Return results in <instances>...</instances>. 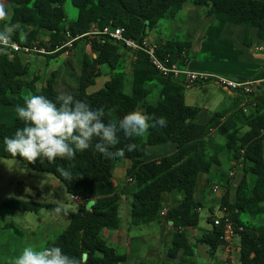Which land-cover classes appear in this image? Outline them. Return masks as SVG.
<instances>
[{
    "label": "trees",
    "instance_id": "obj_1",
    "mask_svg": "<svg viewBox=\"0 0 264 264\" xmlns=\"http://www.w3.org/2000/svg\"><path fill=\"white\" fill-rule=\"evenodd\" d=\"M15 5L11 24L16 25L12 39L21 45H29L38 32L31 31L26 40H21L22 33L29 27L40 28L49 33L50 48L64 44L68 38L66 31L78 41L89 37L93 24L100 28L112 23L113 26L125 28V36L133 39L149 37L150 31L162 19L174 18L188 0H70L78 9V18L68 25L65 30L66 13L64 4L67 0H6ZM195 5L208 9V14L214 16L219 25L211 29L208 39L204 43V51L212 60H238L237 53L229 42L214 41L225 24L228 22L243 24L258 30L260 40L264 42V0H194ZM101 44L95 45L98 53L95 60L85 58L79 79L78 93L75 99L82 100L93 109H104L105 122L119 120L127 113L138 110L140 104L149 98L152 91L160 86V98L156 104H148L141 112L164 117L165 127H150L147 138L126 137L123 132L118 133L119 143L112 151L123 148V158H106L94 150L97 142L88 150L77 152L73 160L57 158L54 163L38 159L29 163L23 158L12 157L5 151L4 138L12 137L23 122L16 115L17 104L23 105V92L32 90L38 80L25 83L24 78L29 68L22 62L20 54L13 58L0 55V163L3 159H17L23 166L38 173L54 175L63 183L67 192L78 197L83 204L72 215L68 228L51 244L58 246L68 254L83 258V264H124L125 255L118 254L114 248L108 247L101 238L104 229L120 227L119 195L111 199H98V193L113 184V168L115 162L128 159L132 165L126 171L127 178L133 182L126 185L122 193L131 194L132 223L136 226L146 225L159 219L163 209L161 195L164 192L177 190L184 194L175 207L168 210L166 219L171 221L175 233L169 257L175 259L179 252L191 255V248L185 231L199 224L200 205L194 202V193L198 175L209 173L213 166L219 165L218 151L208 152L211 128L225 136L226 146L235 154L239 148L245 149V158L252 166L250 171L256 176L254 188L245 196L238 195L233 206L237 213L249 215L258 214L264 210V93L260 96L258 110L248 118V132L241 136L236 115L228 117L226 112L217 113L207 126L194 122L198 109L185 104V85L177 81L162 78L151 66L146 56L136 53L132 73V91L127 94L125 87L127 79L125 73L119 69L121 62L118 45L108 37H100ZM190 45L181 42H168L158 51L159 56L171 55L174 60L181 58L182 52ZM63 54L59 52L55 56ZM96 54V53H95ZM50 58V57H48ZM91 64H90V63ZM106 66L114 74L100 90L90 93L88 89L94 84V69ZM55 75L48 80L47 86L39 91L53 102L60 95L54 88ZM258 78H264V70ZM151 123V122H150ZM171 142L176 145V152L159 160L144 161L143 156L148 146ZM135 143L136 151L128 152L126 145ZM239 143V144H238ZM239 145V147H238ZM240 154V153H239ZM73 173V180L67 181L56 172V168H69ZM128 191V192H127ZM44 206L20 199L6 200L0 205V211H25L38 213ZM211 224L213 220L211 218ZM234 221V220H233ZM235 222V221H234ZM236 224V222H235ZM237 226V224H236ZM236 229V227H235ZM223 227L213 226V231L203 237V243L211 250L224 242ZM202 242V241H201ZM241 264H264V228H255L242 232L240 238Z\"/></svg>",
    "mask_w": 264,
    "mask_h": 264
},
{
    "label": "crops",
    "instance_id": "obj_2",
    "mask_svg": "<svg viewBox=\"0 0 264 264\" xmlns=\"http://www.w3.org/2000/svg\"><path fill=\"white\" fill-rule=\"evenodd\" d=\"M204 8L205 7L197 6L194 2L188 0L174 18L160 20L150 31L148 35L149 38L156 41L161 47H164L168 42H181L190 45V48L184 51L187 60L185 66L189 70L224 76L236 81H246L257 77L262 69L261 64L244 60L242 53L239 54L238 60L215 61L209 59L208 54L203 49L205 45L204 43L208 39L209 31H211V29H216L219 25V21L214 16L209 15L208 10H204ZM256 34L258 35V30L256 28H247L243 24L228 22L225 24L219 35L214 36V41H212V43L219 46L220 42L225 41L229 43L231 42L230 44L232 45H236V38H239L240 35H242V39H244V37L248 35L255 38ZM258 40L262 42V44L264 43L260 40L259 35ZM234 50L240 51L237 46L234 47ZM76 51L77 47L71 57H67L63 54L66 58H74L76 60L75 64H72L76 67L75 70H73L76 72L75 77H72L70 74V72H72L68 67L70 63L67 64V66L65 64L58 65V68L54 69L52 72L51 70L49 71L50 67L58 64V61H56L57 58H52L50 65L48 64L49 62H46L44 66L41 68L39 67V62L43 58L55 56L58 53L47 56H25L20 54L22 62L29 68L27 77H29L30 74L35 73H38L40 76L42 75L40 80L35 83L34 88L32 90H25L23 96L29 91L34 95H38L39 91L47 86L48 80H50L57 71L58 74L54 78V88L56 91L59 94H73L76 92L73 95V97L76 98L83 64V59L78 58ZM256 54L261 57L260 59L264 57L262 53L259 54L256 52ZM94 57H96V54H94ZM29 60L33 61V63L35 62L34 65L32 63V66H30L31 64L29 63ZM233 62L241 66L236 69L231 68L230 64ZM48 71L50 75H46ZM51 74L54 75L51 76ZM44 76L47 77L45 78ZM49 76H51V78ZM66 77H68V79H66ZM110 78L111 76L107 77L106 82H108ZM179 82L185 85V104L189 107L198 109V115L194 120L196 124L207 126L213 116L217 113L226 112L229 114L227 115L228 117H230V114L234 113V104L238 101V98L231 96L216 84L208 82L188 85L183 80H180ZM103 87H99L98 89L91 91V93L96 92ZM125 91L127 94H131L132 87L129 89V85H126ZM249 130L250 128L242 132L241 136ZM210 131H213V133L217 132L216 128H211ZM216 139L219 145V165L213 166L209 173H200L198 175L194 193V202L197 204L203 201L207 181L211 182L213 180H218L219 177L223 178L226 170L228 174L231 171H234V175L231 176L232 178L237 177V175L243 170L242 175L239 177L240 184L238 191L241 188L251 190L256 183V176L249 168V166H252L251 162L248 159L244 160L245 156L242 158L239 152L235 154L233 150L229 149L226 146L225 136L218 134V136L216 135ZM175 152L176 145L171 142L152 145L146 148L143 160H159ZM131 165L132 162L128 159H121L115 162L112 186L98 193V199H111L114 198L115 195H119L120 227L114 233V238L111 241L112 248H114L118 254L126 256L124 264H163L162 262L167 259V251L172 245V239L175 233L171 221L166 219V214L169 209L175 207L181 200H183L184 194L177 190L162 193L161 204L163 209L161 212H164L165 214L160 213L159 219L155 222L141 226L134 225L131 218L133 197L131 194L122 193L124 181L127 179L126 171ZM36 174H41V177H43V188H37L33 192L34 198L21 197L20 200L33 201L44 206L37 213L39 216L36 223V233L41 235V241L43 243L39 248H42L55 242L56 239L68 228L72 215L79 210L82 203L79 198H73L67 192L63 183L54 175L38 172ZM214 184L219 183L215 182ZM57 205L67 208L69 210L68 215H57L53 212L52 210ZM43 210H46V212L43 213ZM205 210L207 211V209ZM249 218L252 220V217ZM182 231L186 232L188 244L191 248V255L183 257L185 258L184 262L186 264H201L205 258L208 259L206 264H241V246L239 243L241 237L239 235H233L231 240H225L223 237L224 242L212 251L209 245L200 242L198 238L196 239L198 236L203 238L205 234L213 231L211 221L208 222L204 220L201 215L197 226L181 230V232ZM205 246L208 250L206 249L205 255H202V247Z\"/></svg>",
    "mask_w": 264,
    "mask_h": 264
},
{
    "label": "rangeland",
    "instance_id": "obj_3",
    "mask_svg": "<svg viewBox=\"0 0 264 264\" xmlns=\"http://www.w3.org/2000/svg\"><path fill=\"white\" fill-rule=\"evenodd\" d=\"M189 1L194 2V0H189ZM0 5H3L5 11L7 12V19L5 21H0V29H2L5 23H7L8 25H12L11 20L15 5L8 3L6 0H0ZM63 8L66 13V24L64 28L65 30H68V25L78 18L79 12L78 9L72 4L70 0H67ZM206 9L207 8H204V10ZM247 28H251V27H247ZM31 31L38 32V34L35 36V38H32V40L37 39L36 41H40V43L50 42V36L47 31L34 27H29L27 32L21 34L20 39L26 40L27 38H29V36L31 35ZM100 39H101L100 36L89 35L88 38L76 42V47H77L76 54H78V58L83 60L87 58L90 61L95 60V58H97L98 56V53L95 50V45L101 44ZM261 44L262 42L258 40L257 34L255 38L248 35L244 37V39H242V35H240L239 38L238 37L236 38V45L233 44L232 46V48H234L235 46L239 48L240 51H236V52L239 54L242 53L244 60L261 64L262 69L260 73L257 75V77L253 79H257L260 76L261 72L264 70V57L260 59L261 57L258 54H256V52L261 54V51L258 50V46ZM262 45H264V43ZM117 47L121 62L119 69L125 73L126 79L128 80L126 85H129V89H130L132 87L131 83H132L133 64L136 58V53L126 50L121 46H117ZM95 53H96V57H94ZM52 58H57L56 61H58V64L50 67L49 71L51 70L52 72L54 69L58 68V65L65 64L67 66V64L70 63V65L68 66L69 69L72 70L70 74L72 77H75L76 72H74L73 70H75L76 67H74L72 64H75L76 60L74 58L73 59L66 58L63 54L57 57L43 58L39 62V67L41 68L42 66H44L46 62H49L48 64L50 65L51 64L50 61L52 60ZM29 63L31 64L30 66H32L33 61L29 60ZM239 66L241 65L234 62L230 64V67L235 69ZM49 71L46 73V75H50ZM57 74L58 72L56 71L55 76ZM94 74H95L94 84L89 89L90 93L91 91L98 89L99 87H103V85L107 80V77H110L112 74H114V72L110 71L106 66H97L96 69H94ZM53 75L54 74H51V76ZM51 76L49 77L51 78ZM41 77L42 75L40 76L38 73L30 74L29 77L26 76L24 78V81L26 84H28L35 80L39 81ZM44 77L46 78L47 76ZM66 79H68V77H66ZM160 89H161L160 86L157 85V87L152 91V94L149 96V98L140 104L139 109L141 111L144 110L145 106H147L148 104H156L158 102L160 98ZM75 93L76 92H74L71 95H74ZM262 93H264V90H255L253 95L251 96L252 98L251 97L248 98L249 101H246V99H243L241 101L240 100L241 97H237V96L235 97L238 98V101L235 102L234 104L235 111L234 113L230 114V116L236 115L235 116L236 118L238 116L236 121L238 127L241 126L239 131L244 132L248 129L246 126L248 123V118L253 114H256L257 110L260 108V107L258 108L259 106L258 104L254 106L253 103L256 102L255 99L259 102L261 97L260 95ZM216 135L218 136L217 132L213 133V131H209L207 135V138H209L208 147H207L208 152L212 153L217 148H219ZM146 138H147V134L144 136V139ZM245 159L246 158H244V160ZM242 172L243 170L237 175V177L232 178L226 170L225 176L223 178L219 177V179L216 181L214 180L211 182L207 181V184L205 186L206 189L204 192L203 201L199 203L200 208L202 210H199L198 208V213L200 215V218L202 215V218H204V220L210 222L211 217L209 214L213 211L216 203L218 201L221 202V207L223 209H226V211L229 213V215L233 218V220L237 224L236 229L234 231V235L237 234L240 237L242 232H245L247 230H252L261 227L264 228V210L260 211L258 214L255 215L237 213V211L234 210L233 206L236 203V199L238 195L240 194V196H245L248 194L249 191L245 188H241L238 191L240 184L239 177L242 175ZM36 173H37L36 171L23 166V164L17 159L1 160L0 205L6 200L21 199V197L34 198L33 192L37 188H43L44 186L43 177H41V174H36ZM127 179L126 181H124V187L126 185H130ZM213 182L214 183L218 182L220 185L221 189L217 194H212L211 189L215 185ZM80 202L82 203L81 200ZM261 206L264 207V203H262ZM205 209H207V211ZM24 212L25 211H21V212L9 211L7 209L0 212V264H15L16 257L22 254V251L25 247L35 245L34 247H36V249L39 250L40 249L39 247L43 245L41 241V235L39 233H36V223L38 221L39 214L29 213V212L24 213ZM45 212L46 210H43V213ZM249 217H252V220ZM115 231L117 230L104 229L101 234L102 240L110 248L112 247L111 241L114 238ZM197 238L200 240V242L201 241L203 242V238H200V236L196 237V239ZM51 244H49L48 246H51ZM171 246L167 251L168 254V256L166 255L167 259L162 263L186 264L184 262L185 258L183 257H187V255H185L183 251L178 253V255L176 256L177 259L176 258L172 259L169 257V251L171 249ZM202 248H203L202 255H205L207 247L205 246ZM207 261L208 259L205 258L203 259V263L201 264H206Z\"/></svg>",
    "mask_w": 264,
    "mask_h": 264
},
{
    "label": "clouds",
    "instance_id": "obj_4",
    "mask_svg": "<svg viewBox=\"0 0 264 264\" xmlns=\"http://www.w3.org/2000/svg\"><path fill=\"white\" fill-rule=\"evenodd\" d=\"M7 19V12L0 5V21ZM16 25L4 24L0 29V55H7L15 47L12 36ZM23 105L17 104L15 112L23 127L18 128L12 137L4 138L5 151L12 157H21L29 163L38 159L54 163L57 158L71 161L77 152L88 150L97 142L94 150L106 158H123V148L112 151L119 143L118 133L128 138L144 137L150 127L167 126L164 117H155L134 110L119 120L105 122L104 109H93L89 103L77 100L71 94H60L53 102L43 95L29 91L23 96ZM151 122V123H150ZM135 143L126 145L128 152L137 150ZM69 168L57 167L56 172L67 181L73 180ZM57 215H68L69 210L57 205L53 210ZM15 264H83V258L66 254L62 248L52 245L37 250L32 246L23 249L16 257Z\"/></svg>",
    "mask_w": 264,
    "mask_h": 264
},
{
    "label": "built area",
    "instance_id": "obj_5",
    "mask_svg": "<svg viewBox=\"0 0 264 264\" xmlns=\"http://www.w3.org/2000/svg\"><path fill=\"white\" fill-rule=\"evenodd\" d=\"M87 35L108 37L116 45L121 46L126 50L144 54L154 70H156L164 79L177 82L183 80L188 85L211 82L219 86L231 96L241 97V101L243 99L249 101L248 98L253 95L255 90H264V78L236 81L224 76L189 70L185 66L187 60L184 52H182L181 58H178L177 60H174L171 55L161 57L158 54V51L161 49V45L156 41L151 40L149 37H144L142 39L128 38L125 36V28L113 26L112 23L104 26L103 28H100L97 24H93L90 33ZM66 37L68 40L62 45L55 46L54 49L50 48L49 42L40 43V41H34L29 45H21L12 39L15 43V47L9 49L8 55L10 58H13L16 54H23L25 56H47L63 52L65 56L71 57L76 48V42L80 37L74 38L68 31H66ZM258 50L264 54V45L258 46ZM255 101L256 102L253 103L254 106L258 104L256 99ZM239 153L243 158L245 156V149L239 148ZM229 175L233 176L234 171H231ZM127 181L132 183L133 179L128 178ZM220 189V185L215 184L211 189L212 194H217ZM72 197L78 198L74 196ZM199 210L202 209L199 208ZM161 213L165 214L164 212ZM209 215L213 220L212 226H222L224 239L231 240L234 235L236 224L226 209L221 207V202L218 201L216 203L213 211Z\"/></svg>",
    "mask_w": 264,
    "mask_h": 264
}]
</instances>
